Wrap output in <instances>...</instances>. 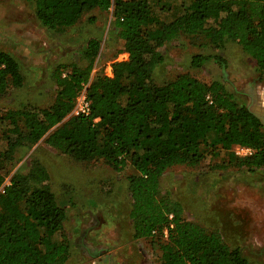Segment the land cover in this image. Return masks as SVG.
Returning a JSON list of instances; mask_svg holds the SVG:
<instances>
[{
  "label": "trees",
  "instance_id": "obj_1",
  "mask_svg": "<svg viewBox=\"0 0 264 264\" xmlns=\"http://www.w3.org/2000/svg\"><path fill=\"white\" fill-rule=\"evenodd\" d=\"M45 28L62 31L92 8H111L112 25L123 41L126 59L113 60L110 75L94 71L100 40L90 37L81 48L83 64L57 63L56 86L45 107L31 102L0 106V264H63L71 242L61 235L65 209L48 183L49 173L37 158L26 171H11L20 148L44 142L77 161L101 160L115 170L130 163L129 218L132 237H155L159 264H249L214 229L183 217L181 203L157 197L159 176L170 166L194 167L210 152L223 150L227 161L253 170L264 167V124L219 79L203 82L188 73L156 83L158 50L181 35L203 33L215 48L235 42L264 73V0H26ZM170 11L169 18L161 13ZM200 54L191 56L198 65ZM92 72V73H91ZM17 57L0 49V99L23 86ZM88 115L72 114L81 88ZM240 144L251 153L236 156ZM166 229L165 239L159 234Z\"/></svg>",
  "mask_w": 264,
  "mask_h": 264
},
{
  "label": "rangeland",
  "instance_id": "obj_2",
  "mask_svg": "<svg viewBox=\"0 0 264 264\" xmlns=\"http://www.w3.org/2000/svg\"><path fill=\"white\" fill-rule=\"evenodd\" d=\"M165 1L179 6L194 0ZM170 14L163 11L161 18ZM111 20V8H92L75 25L56 31L39 24L26 0H0V35L7 32L17 40L23 31L37 37L27 47L13 41L6 48L8 43L0 39V49L15 53L24 76L23 86L1 98L0 106L14 107L26 101L48 106L56 90L52 69L57 63L83 64L80 51L90 37L100 40L92 72L110 75L111 62L128 56ZM17 22L24 24L18 27ZM158 50L163 60L153 72L156 83L179 73L207 83L219 79L264 118V73L255 69V61L235 42L215 48L203 33L181 35ZM194 54L202 57L198 65L191 62ZM47 134L29 149L17 151L11 171H26L33 158L48 170L50 188L66 213L61 231L53 238L64 235L71 242V253L63 264H159L156 236L132 237L127 179L135 173L132 165L115 170L101 160H74L48 146L44 142ZM165 196L181 203L184 218L218 231L228 245L238 247L249 264H264V167L246 170L229 163L225 151H213L194 167L167 168L159 176L157 193V197ZM158 234L165 239L163 230Z\"/></svg>",
  "mask_w": 264,
  "mask_h": 264
},
{
  "label": "built area",
  "instance_id": "obj_3",
  "mask_svg": "<svg viewBox=\"0 0 264 264\" xmlns=\"http://www.w3.org/2000/svg\"><path fill=\"white\" fill-rule=\"evenodd\" d=\"M85 86L86 85H83V87L78 92V94L75 98L74 105H73V108L71 110L72 114L88 115L90 112L89 100H88L86 93H85ZM231 149H232L234 154L240 155V156L250 154L252 151L250 147L240 145V144H233ZM9 183H10V174L6 175L5 178L3 179L2 183L0 184V194L3 192L4 188L7 185H9ZM163 233H164V236L166 237V235H167L166 229H163Z\"/></svg>",
  "mask_w": 264,
  "mask_h": 264
},
{
  "label": "crops",
  "instance_id": "obj_4",
  "mask_svg": "<svg viewBox=\"0 0 264 264\" xmlns=\"http://www.w3.org/2000/svg\"><path fill=\"white\" fill-rule=\"evenodd\" d=\"M37 19V18H36ZM38 20V19H37ZM39 22V21H38ZM24 24V22H17V26L18 27H21L22 25ZM39 24H40V22H39ZM41 25V24H40ZM42 26V25H41ZM14 28H16V27H14ZM5 31H7V30H5ZM5 33V32H4ZM18 36H17V40H15V36H13V35H11V34H8L7 32H6V34L4 35L3 33H1V35H0V39L4 42V43H8L7 45H6V48H7V46H9L11 43L10 42H13V41H18V43L22 46V47H27V45L30 43V42H32L34 39H37V37L34 35H32V34H30V35H28V34H26L25 32H23V31H21V32H19L18 34H17ZM34 45H35V43H34ZM4 50H6V51H11V53L12 54H14L15 55V53L11 50V49H4ZM37 51H39V50H37ZM37 51H34L35 53H38ZM29 54H33L32 52H28ZM34 53V54H35ZM41 54H42V52H41ZM109 73V72H108ZM110 74V73H109Z\"/></svg>",
  "mask_w": 264,
  "mask_h": 264
},
{
  "label": "water",
  "instance_id": "obj_5",
  "mask_svg": "<svg viewBox=\"0 0 264 264\" xmlns=\"http://www.w3.org/2000/svg\"><path fill=\"white\" fill-rule=\"evenodd\" d=\"M246 107H247V109L250 112H252L256 117L259 118V120L261 121L262 124H264V118H263L262 114H260L259 112H256V111L252 110V108L250 106H248V105Z\"/></svg>",
  "mask_w": 264,
  "mask_h": 264
},
{
  "label": "bare ground",
  "instance_id": "obj_6",
  "mask_svg": "<svg viewBox=\"0 0 264 264\" xmlns=\"http://www.w3.org/2000/svg\"><path fill=\"white\" fill-rule=\"evenodd\" d=\"M252 110H254V109H252ZM255 111V110H254ZM257 112V111H256Z\"/></svg>",
  "mask_w": 264,
  "mask_h": 264
}]
</instances>
